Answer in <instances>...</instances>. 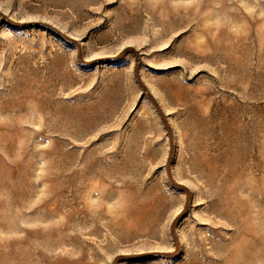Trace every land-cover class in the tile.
I'll return each instance as SVG.
<instances>
[{
  "label": "rangeland",
  "instance_id": "374dc122",
  "mask_svg": "<svg viewBox=\"0 0 264 264\" xmlns=\"http://www.w3.org/2000/svg\"><path fill=\"white\" fill-rule=\"evenodd\" d=\"M0 264H264V0H0Z\"/></svg>",
  "mask_w": 264,
  "mask_h": 264
}]
</instances>
